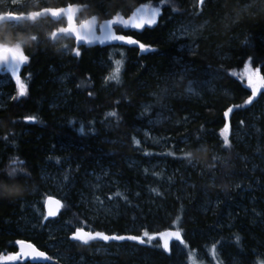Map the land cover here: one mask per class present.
<instances>
[{
    "label": "trees",
    "instance_id": "16d2710c",
    "mask_svg": "<svg viewBox=\"0 0 264 264\" xmlns=\"http://www.w3.org/2000/svg\"><path fill=\"white\" fill-rule=\"evenodd\" d=\"M252 2L205 0L199 7L191 0H49L54 6L73 4L79 19L96 16L99 23L117 14L126 19L139 7L149 14L160 9L151 27L126 31L121 26V33L145 45L143 52L122 46L76 48L70 40H51L54 26L46 22L35 29L29 21L10 22L23 23L20 33L32 31L38 41L23 46L30 57L19 73L26 95L0 102V176L23 169L19 180L0 182L26 189L20 198H0V255L15 253L16 242L25 239L46 254V241H59L60 252L75 261L86 259L87 249L97 243L69 241L79 226L140 236L145 230L179 229L187 249L203 250L209 260L264 264V89L251 105L244 104L251 95L245 64L264 75V12L254 8L238 15ZM30 7L27 1L22 7L0 0V18L6 10L23 14ZM183 24L197 28L190 50L173 39ZM109 62L113 68L107 71ZM162 89L168 119L150 130L159 147L145 140L140 112ZM230 105L235 111L228 123L230 147H225L220 131ZM26 117L34 121L27 123ZM52 171L68 180L63 194L43 189L44 174ZM102 174L112 187L96 183ZM89 191L106 198L92 208L98 215L92 222L81 203ZM39 192L62 202V213L47 220L65 223L66 231L56 239L37 229L44 217L43 203L36 201ZM145 240L141 246L123 243L137 249L118 250L108 256L110 264H173L176 244L168 256L156 240ZM180 258L186 260L181 253Z\"/></svg>",
    "mask_w": 264,
    "mask_h": 264
},
{
    "label": "snow or ice",
    "instance_id": "6c2138e0",
    "mask_svg": "<svg viewBox=\"0 0 264 264\" xmlns=\"http://www.w3.org/2000/svg\"><path fill=\"white\" fill-rule=\"evenodd\" d=\"M9 0H5V5ZM11 2V0H10ZM25 0H16V3L13 5H20L23 7ZM30 3L31 7L29 10H26L21 14L19 11H8L6 17L0 18V25L5 26V28L12 33L24 31L23 23H10V22H23L29 21V27L35 29L41 22H46L49 25L54 27L50 28L49 35L51 40L55 41L58 37L71 39L74 37L77 44L81 41L91 43L93 38H96V29L98 28L99 32L102 34L99 37L100 42L104 43L105 41H115L120 42L125 45H135L136 40L132 39L130 36L125 34H119L121 26L123 29H143L145 25L151 27L157 23V17L160 15V9L154 8L151 13H146L143 7L137 8L131 13L126 19L122 15H115L111 18H106L102 23L97 24V17L93 16L91 20H84L81 23H76L74 20L75 14L78 11L77 6L69 4L66 7L50 5L49 0H27ZM199 3L203 5L205 0H199ZM259 5V7H257ZM87 7V6H86ZM256 9L257 13L264 12V0H253L251 4L246 5L240 9L238 15H242L244 12L251 11ZM30 12V14H29ZM64 18H66V26H57L64 24ZM115 26V28H114ZM32 31L28 32V36L31 41H38V36L31 34ZM247 43V41H245ZM67 47V45H65ZM140 50L146 51L144 44L139 45ZM75 55L79 57L81 55L80 51L73 49ZM30 60V57L25 54L23 45L16 43L15 45H6L0 43V70L8 71L11 73L12 79L15 84L18 86V96H13V100H17L18 97H23L26 95V87L21 82L20 79V69L21 66L26 65ZM117 64H120V61H117ZM120 71L119 67L116 69V74ZM244 73L247 78V88L251 90V95L244 101L245 105H251L254 100L261 94V90L264 89V75H261V69L256 68L253 70L249 64H245ZM119 82V81H118ZM188 91L191 92L193 89L192 83L188 84ZM91 95V93H89ZM240 107V106H235ZM233 112V108L229 107L224 112L225 121H227L229 114ZM109 115H115V113H109ZM34 121L33 117H26L25 122ZM243 123V122H242ZM227 133H229V124L224 123V127L220 131V136L223 137V144L225 147H230L229 138ZM187 142V141H185ZM148 155V153H145ZM167 155L172 156L173 153H168ZM192 153H188L190 158ZM17 173L23 174V169H13L7 173V177L0 176V179H7L8 181H15L21 178ZM12 184V183H7ZM239 187V185H237ZM157 196L160 195L159 192H156L155 189L152 190ZM116 196H121L120 192L115 194ZM139 195V193H137ZM109 199H112L110 196ZM46 203H52L51 199L46 201ZM57 207H59V202ZM56 212L49 208L47 215L43 217L44 221H47L49 217L55 216ZM179 220V217L177 218ZM147 242L162 240L163 250L168 253L171 251L170 244L173 240L177 241L179 245L187 247L186 240L182 235L181 231L177 229L176 231H165L162 233H149L148 230L143 232V235H107L103 232H86L82 228L77 227L75 232L69 237L72 241H78L84 245H88L92 241L101 240L105 243L109 241H134L137 244L143 245ZM237 243L240 241V237H236ZM21 249L27 248V252H20L15 255L0 256V264H9V262L16 261L20 259L21 256L31 257L32 260H42L49 261L51 257L46 255L44 251L37 250L32 244H27L23 241L18 240L16 242Z\"/></svg>",
    "mask_w": 264,
    "mask_h": 264
},
{
    "label": "rangeland",
    "instance_id": "374dc122",
    "mask_svg": "<svg viewBox=\"0 0 264 264\" xmlns=\"http://www.w3.org/2000/svg\"><path fill=\"white\" fill-rule=\"evenodd\" d=\"M27 1V0H25ZM10 2V0H9ZM192 5L197 6L199 0H191ZM16 3V0H11L10 4H14ZM18 6V5H15ZM199 6V5H198ZM83 19H77V21H82ZM196 32H197V28H190V26H186V25H182L181 27L178 28V31H176L173 35V39L175 41H180V49H186V50H190L191 46L193 44V38L191 37H196ZM190 39V40H189ZM64 40H66L65 38H61L59 40V42H63ZM104 67L106 68L107 71L112 70L113 67H111V63H105ZM1 75H0V102L2 104H4L7 101H10L12 99L13 96H16L18 94V86L15 84L14 80L12 79L11 73L7 72V71H1ZM8 86H12V90H8L9 88H7ZM207 85L205 84V86L203 85L202 87H206ZM209 90L212 87H209ZM206 87V88H207ZM167 92H165V89H162L157 95L152 97V100L150 103H147L146 106L142 107L141 112H140V118L143 120L144 125L147 126V129H144L142 131V134L144 135V137L146 138L145 140L147 141H154L156 145H158L159 147L161 145L160 144V139L157 138V136L152 135L150 133V130L152 127L159 125V123L165 121L168 119L167 117V108L165 107V101L163 100V96H165ZM155 136V137H154ZM61 174L62 172H58V171H52L47 172L46 174H44V181H43V189L45 188L48 192H52L54 194H63L64 191H67V181L63 180L61 178ZM96 183L100 182L101 186H105V187H112L111 184L108 179H106V174H102V175H98L95 177ZM66 187V188H65ZM40 193V194H39ZM38 197L36 198L37 202H43V198L42 196L44 195V193L39 192ZM89 193V194H88ZM88 193L87 196H85V194H82L81 196V203L84 207V209L87 211L88 213V217H89V222H92V218L97 217L98 215L96 213H93V207L97 204L103 203V198L104 196H102L101 194H94L93 192L90 193V191ZM106 199V198H104ZM105 203L107 201H104ZM42 206V204H41ZM108 206H106L105 204L101 206V210L104 211V209H106ZM36 216V213H35ZM34 219H36L34 217ZM82 227V226H81ZM41 231H44L45 233H50V237L55 238V234L60 232V231H66V226L64 221H57V222H48V221H44L40 222V225H38L37 229H40ZM80 228V226H79ZM23 230H27L22 228ZM22 232V231H21ZM30 234V233H29ZM69 234V233H68ZM46 237L47 234H46ZM59 238V236L57 237V239ZM46 239V238H45ZM56 239V238H55ZM122 245H126L123 243H117L114 244L113 249H110L107 245H101L99 243H97L96 246L94 247H90L87 249V258H79L77 259V261H75L76 258H74L72 255H68L65 252H60V242L58 241V243L53 242V241H46V245L45 248H48V250H50V253L48 254L49 257H51V259L49 261H47V264H102L103 262L108 261L107 264L111 263V259L108 256L114 255L115 252H118V250H132V252H134L135 249H137L136 247L132 246V245H127L126 247L122 246ZM150 247H152V245L150 244ZM186 248V249H185ZM62 249V248H61ZM180 253L184 254L186 257V260H182L180 258ZM13 255V254H11ZM187 255V256H186ZM0 256H8V255H0ZM96 259H95V257ZM208 256H211L208 253ZM84 257V256H83ZM83 259V260H82ZM173 264H215L214 261L219 262V264H221L220 259L218 260V258H211L210 260L207 258L206 253L203 250L197 251L191 248L187 247H182L179 244H176L174 247V257L172 259ZM18 261H13V262H9V264H15ZM232 263V262H231ZM234 264V263H232ZM250 264H256L255 262L252 261V263Z\"/></svg>",
    "mask_w": 264,
    "mask_h": 264
},
{
    "label": "water",
    "instance_id": "95a60500",
    "mask_svg": "<svg viewBox=\"0 0 264 264\" xmlns=\"http://www.w3.org/2000/svg\"><path fill=\"white\" fill-rule=\"evenodd\" d=\"M198 5H199V7H201V4L198 2ZM77 18H78V14L76 13L75 14V17H74V20H75V22L76 23H81V22H83L84 20H91L92 19V17H88V18H86V19H84L83 21H80V22H77ZM64 22H65V25L64 26H66V18H64ZM96 23L97 24H99V21H96ZM127 30H131V28H128ZM120 34H122V33H120ZM101 33L99 32V30H98V28L96 29V38H93V40H92V42L91 43H87V42H85V41H81L79 44H77V42L75 41V39H74V37L73 38H71L70 40H72L73 41V43H74V45L77 47V48H79V47H86V48H94V47H100V48H109V46H118V47H121V46H124V47H126V48H132V47H134V48H138V50H140V47H139V45L141 44V43H139L133 36H130L132 39H134V40H136L137 41V43L135 44V45H125V44H122V43H120V42H115V41H105L104 43H101L100 42V39H99V37H101ZM129 36V35H128ZM61 37H58L57 39H60ZM66 39H68V38H66ZM141 51V50H140ZM1 71V70H0ZM1 73V72H0ZM229 107H232L233 108V112L235 111L234 110V107H233V105H230ZM228 109V108H227ZM226 109V110H227ZM233 112L232 113H230L229 114V117H228V119H227V121H225V117H224V121L225 122H227V123H229V120H230V117H231V115L233 114ZM29 122H33V121H29ZM29 122H27V123H29ZM49 199H51V201H52V203H46V201H48ZM44 201H43V212L45 213V215H47V212H48V210H49V208H51V209H53L55 212H56V215L55 216H52V217H49L48 218V220L49 221H52V220H55V219H57V217L61 214V200H59L57 197H54V196H45L44 197V199H43ZM56 202H59V207H57V203ZM84 231H86V232H89V231H87V230H85L84 228H82ZM76 230V229H75ZM75 230H73L71 233H70V236L73 234V232H75ZM165 231H176V230H174V229H165L164 231H160V232H156V233H162V232H165ZM94 232H101V231H93V233ZM104 233V232H103ZM105 234H107V235H112V234H110V233H106L105 232ZM117 235H124V234H117ZM129 235H133V234H129ZM69 236V237H70ZM20 241H23L24 243H25V245H27V244H32L31 242H29V241H27V240H25V239H22V240H20ZM69 241H71V242H73V243H76V244H78L79 246H88V245H90V244H94V243H99V244H102V245H105V244H117V243H136V242H134V241H109V242H107V243H105L104 241H101V240H96V241H92V242H90L88 245H84V244H82V243H80V242H78V241H72V240H70L69 239ZM159 241V243H161V249H162V251L164 252V250H163V247H162V244H163V241L162 240H158ZM177 241H175V240H173L172 242H171V244H170V249H171V246H172V244L173 243H176ZM137 244V243H136ZM33 245V244H32ZM140 245V244H139ZM34 246V245H33ZM34 247H36V246H34ZM37 248V247H36ZM16 249H17V252L16 253H14V255L15 254H17V253H20V252H22V251H24V252H27L28 251V249L27 248H24V249H21V247L16 243ZM37 250H39V251H42L40 248H37ZM171 252V251H170ZM170 252H168V253H166V252H164V254H166V255H170ZM18 260H22V261H26V262H29V263H31V264H45L47 261H42V260H32L31 259V257L29 256V257H24V256H21L20 257V259H18Z\"/></svg>",
    "mask_w": 264,
    "mask_h": 264
},
{
    "label": "clouds",
    "instance_id": "9594fccd",
    "mask_svg": "<svg viewBox=\"0 0 264 264\" xmlns=\"http://www.w3.org/2000/svg\"><path fill=\"white\" fill-rule=\"evenodd\" d=\"M0 40H3V44L10 46L15 45L16 43H19L23 46H28L31 43V39L28 34L20 32L10 33L3 26H0ZM25 192V187L18 183L7 184L0 182V198H20L25 195Z\"/></svg>",
    "mask_w": 264,
    "mask_h": 264
},
{
    "label": "bare ground",
    "instance_id": "6f19581e",
    "mask_svg": "<svg viewBox=\"0 0 264 264\" xmlns=\"http://www.w3.org/2000/svg\"><path fill=\"white\" fill-rule=\"evenodd\" d=\"M61 207H62V202H61ZM42 211H43V204H42ZM44 216H45V213H44ZM86 230V229H85ZM177 230V229H176ZM88 231V230H87ZM182 233V232H181ZM69 239V238H68ZM158 243H159V241L158 240H156ZM30 242V241H29ZM134 244H136V243H134ZM173 244H179L178 242H176V243H173ZM172 244V245H173ZM91 245V244H90ZM137 245H139V244H137ZM144 245V244H143ZM159 245H160V249H161V243H159ZM139 246H141V245H139ZM43 251V250H42ZM161 251H162V249H161ZM45 252V251H44ZM163 252V251H162ZM46 253V252H45ZM164 253V252H163ZM46 255H48V254H46ZM45 264H47V262L45 263Z\"/></svg>",
    "mask_w": 264,
    "mask_h": 264
},
{
    "label": "flooded vegetation",
    "instance_id": "af4514ba",
    "mask_svg": "<svg viewBox=\"0 0 264 264\" xmlns=\"http://www.w3.org/2000/svg\"><path fill=\"white\" fill-rule=\"evenodd\" d=\"M91 245H94V244H91ZM89 246V245H88Z\"/></svg>",
    "mask_w": 264,
    "mask_h": 264
}]
</instances>
